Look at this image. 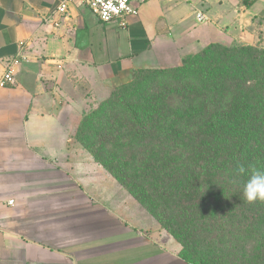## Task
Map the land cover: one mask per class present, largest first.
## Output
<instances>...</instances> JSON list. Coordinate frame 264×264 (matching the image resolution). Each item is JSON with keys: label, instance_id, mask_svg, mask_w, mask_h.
Wrapping results in <instances>:
<instances>
[{"label": "crops", "instance_id": "1", "mask_svg": "<svg viewBox=\"0 0 264 264\" xmlns=\"http://www.w3.org/2000/svg\"><path fill=\"white\" fill-rule=\"evenodd\" d=\"M62 1L0 0V79L20 44L28 57L0 90V264H189L74 136L135 71L210 44L264 48V0H154L124 27L84 6L63 17Z\"/></svg>", "mask_w": 264, "mask_h": 264}, {"label": "trees", "instance_id": "2", "mask_svg": "<svg viewBox=\"0 0 264 264\" xmlns=\"http://www.w3.org/2000/svg\"><path fill=\"white\" fill-rule=\"evenodd\" d=\"M74 140L180 244L185 262L264 264V202L247 203L248 177L236 172L264 168V48L210 44L179 67L135 71Z\"/></svg>", "mask_w": 264, "mask_h": 264}, {"label": "built area", "instance_id": "3", "mask_svg": "<svg viewBox=\"0 0 264 264\" xmlns=\"http://www.w3.org/2000/svg\"><path fill=\"white\" fill-rule=\"evenodd\" d=\"M154 0H64L58 6L57 12L65 17L71 5L84 6L88 8L100 22L104 24L119 20L121 26H126V18L136 15L139 6ZM164 2H175L178 0H159ZM198 22H204L206 17L202 13L197 14ZM45 22L53 23L51 18H46ZM28 62V57L24 53V44H20L17 56L7 65L3 76L0 79V90L13 86L16 83L15 70L22 63ZM13 204V202H10Z\"/></svg>", "mask_w": 264, "mask_h": 264}, {"label": "clouds", "instance_id": "4", "mask_svg": "<svg viewBox=\"0 0 264 264\" xmlns=\"http://www.w3.org/2000/svg\"><path fill=\"white\" fill-rule=\"evenodd\" d=\"M238 176L247 175L248 179L243 186V195L247 203L264 202V168L256 164H239L236 169Z\"/></svg>", "mask_w": 264, "mask_h": 264}, {"label": "rangeland", "instance_id": "5", "mask_svg": "<svg viewBox=\"0 0 264 264\" xmlns=\"http://www.w3.org/2000/svg\"><path fill=\"white\" fill-rule=\"evenodd\" d=\"M186 6H187V5H186ZM187 21H188L187 24H188L189 26H193V25L196 24V19H195V17H193V16L189 17V19H188Z\"/></svg>", "mask_w": 264, "mask_h": 264}]
</instances>
